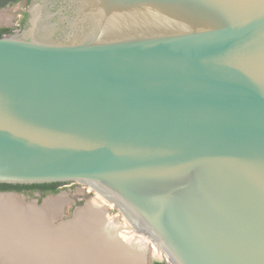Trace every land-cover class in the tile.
<instances>
[{
  "label": "water",
  "instance_id": "water-1",
  "mask_svg": "<svg viewBox=\"0 0 264 264\" xmlns=\"http://www.w3.org/2000/svg\"><path fill=\"white\" fill-rule=\"evenodd\" d=\"M27 13L0 36V183L82 184L171 264H264V0Z\"/></svg>",
  "mask_w": 264,
  "mask_h": 264
},
{
  "label": "bare ground",
  "instance_id": "bare-ground-1",
  "mask_svg": "<svg viewBox=\"0 0 264 264\" xmlns=\"http://www.w3.org/2000/svg\"><path fill=\"white\" fill-rule=\"evenodd\" d=\"M62 199H50L39 210L0 196V264L141 263L149 240L119 236L96 208L87 206L70 223L55 224Z\"/></svg>",
  "mask_w": 264,
  "mask_h": 264
},
{
  "label": "rangeland",
  "instance_id": "rangeland-1",
  "mask_svg": "<svg viewBox=\"0 0 264 264\" xmlns=\"http://www.w3.org/2000/svg\"><path fill=\"white\" fill-rule=\"evenodd\" d=\"M26 7L27 5L24 2H20L0 9V27L7 26L14 28L16 24L20 22V19L23 16V10ZM59 196L63 197V201L59 206L57 216L53 218L57 223L70 221L74 218L77 211L86 208L87 206H91L96 208L100 214L103 212L102 218L104 221H107V223L110 221L113 225V231L119 234V236L123 232L131 233L136 239L141 236L131 228L127 220L115 207L105 202L100 195L91 191L90 188L85 187L82 184L67 182L60 186L57 193L41 195L39 192H35L25 193L22 195L19 194L15 197H17L16 200L22 207H26L27 205L41 207L48 200ZM144 252V259L140 264H154L155 259L165 260L164 255L150 241H148ZM164 262L165 264H171L166 260Z\"/></svg>",
  "mask_w": 264,
  "mask_h": 264
},
{
  "label": "trees",
  "instance_id": "trees-1",
  "mask_svg": "<svg viewBox=\"0 0 264 264\" xmlns=\"http://www.w3.org/2000/svg\"><path fill=\"white\" fill-rule=\"evenodd\" d=\"M19 0H0V8L10 3H15ZM7 29H0V36L4 34ZM62 182L41 183V184H6L0 183V191H17L24 193L41 192L42 195L49 193H57L62 185Z\"/></svg>",
  "mask_w": 264,
  "mask_h": 264
},
{
  "label": "flooded vegetation",
  "instance_id": "flooded-vegetation-1",
  "mask_svg": "<svg viewBox=\"0 0 264 264\" xmlns=\"http://www.w3.org/2000/svg\"><path fill=\"white\" fill-rule=\"evenodd\" d=\"M32 1L33 0H19V1L15 2V3H10V4L5 5V7H7V6H10V5L16 4V3L24 2L27 5V7L23 10V16L21 17L20 22L17 23L14 28H10V27H7V26L0 27V29H2V28L7 29L6 31H4V34H11V33L17 32V31L21 32L24 29V27L26 25L27 17H28L27 8L32 3ZM5 7H1L0 9L5 8ZM63 184H65V183H63ZM36 192H38V191H36ZM39 193L42 195L41 192H39ZM164 261H165L164 259H155L154 264H165Z\"/></svg>",
  "mask_w": 264,
  "mask_h": 264
}]
</instances>
